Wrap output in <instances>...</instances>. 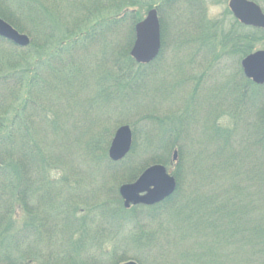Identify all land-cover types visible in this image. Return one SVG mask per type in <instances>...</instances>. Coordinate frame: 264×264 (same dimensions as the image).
I'll return each mask as SVG.
<instances>
[{
	"label": "trees",
	"instance_id": "16d2710c",
	"mask_svg": "<svg viewBox=\"0 0 264 264\" xmlns=\"http://www.w3.org/2000/svg\"><path fill=\"white\" fill-rule=\"evenodd\" d=\"M8 1L0 0V16L20 32L28 34L31 38V45L25 47L27 51L30 50L29 52L18 54L17 57L7 55L5 63L0 61V264H31L37 260H41L42 264H89L82 254L86 239L90 238L95 241L99 239L101 242V237L103 240L110 238L113 242L111 250H108L105 257L107 261L105 264H121L131 259L139 264H146L153 256L151 248L145 244L150 245L148 239L151 237V241H155L158 236L145 237L146 234L141 233L137 228L138 220L135 217L141 211L150 218L155 217L151 213L158 212L162 206H168L176 195L180 196L182 193L180 190L182 172L180 171L184 156L182 146H177V140L181 138L178 128L182 121L169 125L170 129L175 132L174 135L172 134L174 142H171V137L170 142L165 141L164 138H156L161 145L153 147L151 136L148 133L146 135L148 137H145L143 141L146 147L144 149L149 154L152 152L149 148L158 152V148L161 147L162 151H165L162 156L159 154L149 156L146 163L163 162L169 165L171 164L170 151L174 148L178 151L176 159L178 164L173 171L178 183L177 188L171 196L157 205H135L128 209L125 208L119 194V186L125 183L124 178H119L114 187L106 188L108 193L103 200L99 199L98 203L94 201L91 203V200L78 196L80 193L74 189V184L77 182H71L69 172L66 171L56 178L51 175V172L61 167L65 171L67 161L64 153L71 147H73L72 151L76 152L77 149L74 148L82 143L85 144L86 153L89 155L99 153L100 160L104 158L108 167L111 164L113 168H122L123 174L120 176L125 177L129 172H133L134 165L131 166V161L135 164L136 144H138L135 130L130 153L121 161L114 162L108 159L105 146L100 144L102 134L97 133L91 139H84L76 131L72 133L67 116L72 111L73 101L80 102L82 100L80 95L89 86L98 91L92 95V89L91 95L87 93L85 98V101L89 100L88 103L92 108L95 104L106 102V94L117 95L123 103L132 101L144 91L148 83L150 64L153 63L138 64L129 54L130 46L134 41L135 24L142 19V15L134 10H128V6L139 2L149 3V1L113 0L114 3H112L108 0H88L90 6L98 2L103 10L106 9L107 4V7L114 8L117 14L114 22L110 18L101 17L98 21L88 23L83 28L79 27L81 24L74 23L72 29L69 28V32L65 33L69 35V39H73V44H65L68 38L63 39L53 51L49 50L50 52L47 51L50 46L48 36L43 44H40L36 38L38 28L43 26L47 20L43 18L37 24L29 20L21 24L15 17L16 14H25L23 11L26 10L32 13L37 10L36 8L42 9L43 12L45 8H43L42 0H18L19 4H16L15 8L13 4L9 8ZM3 3L5 5H2ZM202 5L200 0H161L158 12L161 23L162 53L167 40L165 24L167 11H172L173 16H175L174 12L177 14V22L173 20L177 24L176 33L179 34L177 47L185 43L189 45L196 43L201 49H210L209 51L212 52L214 48L212 45L219 46L225 51L229 47L235 48L239 43V48L235 49L251 52L256 44L264 39V32L248 28L246 37L248 43L245 49L242 44V32L234 35L228 31L221 37H217V32L213 34L212 31L216 23L206 19L205 7ZM180 6H183V9ZM51 16L54 17L53 13L50 14ZM107 35H113L116 38L109 39ZM119 36L124 42L120 41ZM97 39L104 41L106 47H111L115 70H106V74H102L93 85H90L91 78H94L91 74L84 73L82 77H78L80 70L77 69L80 63L77 64V57L79 53L82 55L88 53ZM212 40L216 43H210ZM1 45L2 50L5 48L9 51L12 48L18 52L22 51V47L2 37H0ZM0 53L6 54L1 50ZM34 56L37 58L36 61L31 60ZM233 80L231 102L227 106L232 110V115L244 122L241 128L246 136L245 139L241 138V142H248L244 150L245 155L250 157L249 164H245L247 166L245 175L247 176L244 178V184L237 179L238 169L231 164L233 161H226L224 151L218 150L220 147L213 152L214 155L211 154L212 161L209 160L213 166L216 165L215 168L225 170L229 174L230 170L231 173L235 172V182L227 188L224 195L228 192L234 193L227 197L231 200L229 204H221L223 199L216 202L214 196L215 204L212 201V206L203 207L208 211L206 217L208 221L204 219V224L212 228L208 233L209 238L205 239L210 240V246L213 242L218 246L217 256L213 254L210 257L209 252L208 258H204L200 254L197 262L191 260L186 264H218L221 252V257L240 259L243 264H264V219L261 222L255 219V214L264 213V99L261 100L258 97L264 92V87H251L249 101L246 102L242 98V83L237 79ZM247 106L250 112H253V108L256 109L260 116L252 119L253 121L250 120L249 123L246 119L242 121V115ZM158 120L161 126L171 121L169 116ZM238 123L237 126H239ZM215 124L219 132L220 126L214 123V127ZM234 135L228 132V136L220 135V137L230 141ZM217 138L216 136V141ZM106 144L109 145V140ZM233 155L232 160H234ZM181 162L182 166L179 167ZM184 166L187 167L186 164ZM209 168L212 167L209 166ZM219 175L220 173H217V176ZM250 186L255 193L249 192ZM199 197L195 195L188 199L190 209L205 202L206 198L202 200V197ZM191 204L195 205L191 206ZM81 210L88 211L85 212L84 218L77 216ZM135 210L138 211L135 212ZM95 212L99 215L98 221L105 226L102 231L92 230L94 229L92 225L95 221ZM126 222H132L134 226L136 224L132 235L137 236L136 238L130 236V240L134 248L139 251V257H129L127 255L129 249L120 248L115 243L118 238L116 234L122 232ZM190 224L188 227L192 231V241L198 243L199 249H203L199 243L202 240L199 237L202 233L200 232L202 225L193 221ZM117 227L121 230L118 231ZM176 231L173 237H176L177 241L185 243L189 240L184 228L183 231L179 229ZM165 253L167 252L162 247L161 256L165 255L168 258ZM95 262L100 264L96 258Z\"/></svg>",
	"mask_w": 264,
	"mask_h": 264
},
{
	"label": "rangeland",
	"instance_id": "374dc122",
	"mask_svg": "<svg viewBox=\"0 0 264 264\" xmlns=\"http://www.w3.org/2000/svg\"><path fill=\"white\" fill-rule=\"evenodd\" d=\"M108 1L114 3L113 0ZM145 1H149V3L139 2L129 4L128 10H134L137 14H141L143 19L150 9L158 7L161 3V0ZM228 1L229 0H202L205 7L206 19L212 22L217 21L212 29L213 34L217 32V37H221V35H224L229 29L234 35L242 31L241 27L233 24V17L226 11V9H228ZM257 1H259L264 8V0ZM17 2L18 0H9V8L11 4H13V8H15L16 4H19V2ZM42 2L44 5L43 8H45L43 10L44 13L42 9L36 8L37 10L33 11V14L26 10L23 11L25 14L22 15L15 13V17L21 24L29 22V20L34 21L36 24L42 21L43 18L47 20L43 26L38 28L36 38L40 44H43V41H45L48 36V44H50V46H48V52H50L49 50L53 51L61 40L68 38L69 35H65V33L69 32V28L70 30L72 29L74 23L81 24L79 27L83 28L88 23L92 24L98 21L101 17L110 18L112 22H114V18L117 17L115 9L107 7L108 4L106 5V9L103 10L98 2L90 6L88 0H42ZM5 3L7 2L5 1ZM5 3L2 5H5ZM180 8L183 9V6H180ZM170 12L167 11V14H165L167 40L163 47V53L161 52V45L160 53L152 61L153 64H150V74L148 75V83L144 91L137 95L132 101L123 103L117 98V95L106 94L107 101L100 102L98 105L95 104V102L92 108L90 103H88L89 100L85 101V98L87 97V93H89V96L91 95L90 91H92V89V95L98 91L92 88V86H89L80 95L82 97L80 102L73 101L72 111H70L67 116L69 129L72 133L76 131V133H79L78 135H81L84 139H91L97 133L102 134V141L100 144L103 147L105 146L104 148L106 149L107 156L111 141L118 127L130 125L132 131L134 132L135 130L136 132L138 142V144H136L137 153L134 160L135 164L131 161V166L134 165L132 167L134 169L133 172H129L125 177L120 176L123 174V172H121L122 168H113L111 164L108 167L104 158L102 161L100 160L99 153L95 152V155L93 153L89 155L86 153L85 144L83 143L74 148L77 149L76 152L74 150L72 151L73 147L69 148L65 153L63 150L67 161L65 171L61 169V167L51 172V175L55 178L66 171L69 172L71 182H77L74 184V189L80 193L77 195L91 200V203H93V201L98 203L99 199L103 200V198L107 196L108 192L106 188L114 187L119 178H124L125 183H132L147 167L153 165L152 162L146 163V161H148L147 159L150 158L149 156H154V154H159V156L164 155L163 153L165 151H162L161 147L158 148V152H154L153 148H149L152 152L150 154L147 153L143 142L145 141V137H148L146 136L147 133L151 136L153 147H157L158 144L159 146L161 145L156 138H164L165 141L169 140L168 142H170L171 139V142H174L172 134L174 135L175 132L170 129L169 125L182 121L180 123L181 126L178 128L181 138L177 140V146H182L184 156L182 160L183 166L182 162L181 165H179V167L182 166V170L180 171L182 172V187L180 189L182 193L180 196L176 195L168 206H162L158 209V212L154 214L151 213L155 217L150 218V216H147L143 211L139 212L135 217L138 220L137 228L141 233L146 234L144 235L145 237H149V235L154 237L155 235L158 236L155 241H151V237L148 239L150 245L145 244L148 248H151L150 250L153 256L152 259H148L146 264H186L190 263L191 260L197 262L200 254H202L204 258H208L207 255L209 252L210 257H212L213 254L216 257L218 246L216 244L214 245V242L213 245L210 246V240L205 239L209 238L208 233H210L212 228L204 224V219L206 222L208 221V219H206L208 211L203 207L212 206L213 203L215 204L214 196L216 197V202H220L223 199V203L221 204H229L231 202L227 197L232 196L234 192H228L226 195H224V193H226L227 188L231 187L235 182V172L231 173L232 171L230 170L229 174L225 170L215 168L216 165L213 166L211 163V154L214 155L213 152L217 150V147H220L218 150L224 151L226 154V161H233L231 164L238 169L239 176L237 179L241 180L243 184L245 183L244 178L247 176L245 175L247 172V166L245 164H249L250 162V157L246 156V153H244L245 146L248 142H241V138L245 139L246 136L241 128L244 122L239 121L232 115V110L227 106L229 105L228 103L231 102V90L234 86L233 79H237L238 82L242 81L237 70L238 66H240V61L237 63V59L239 60L238 56H232L230 58L226 56L220 57L218 63L217 59L214 60L211 57L213 53L209 51L210 49H201L196 43L191 45L185 43L183 46L177 47L179 45V34L176 33L177 24L173 22V20L176 21L177 14L174 12L175 16H173V12ZM51 13H53L54 17H50ZM107 36L109 39L116 38L113 35ZM119 38L121 41V36H119ZM181 38L182 36L180 39ZM121 42H124V40ZM69 43L73 44L72 38H68L65 41V44ZM104 43V41H99L97 39L88 50V53L84 55H82V53L78 54L77 64L80 63L77 69L80 70L78 77H82L84 73L91 74L94 78H91L90 85H93L102 74H106V70H115L111 47H106ZM113 43L114 42H112V44ZM210 43L213 44L216 42L212 40ZM133 44L134 41L130 46L129 54ZM30 45L31 43L28 47ZM212 46L216 54L221 53V47ZM0 47L3 46L1 45ZM257 48H259V46ZM0 50L6 53H0V61H3L2 63H5V56L7 57V55L9 57L12 55L17 57L18 54H24V52L27 53L30 51H27L25 48H22V51L19 50V52L12 48L9 51L5 50V48L4 50L0 48ZM226 50H228V48ZM207 52L209 53L206 54ZM36 59L35 56L31 58L32 61H36ZM66 94H68L67 90ZM55 102H58V100H55ZM257 113L259 114L254 108L253 112H250L247 106L242 115V121L246 119V122L249 123L250 120H254L255 117L259 116ZM168 116L171 121L165 124V126L159 125L160 121L158 119ZM238 121L240 123H238ZM214 123L220 126L219 132L216 128V124L214 127ZM237 123L239 126H237ZM227 131L232 135L235 134L230 141L223 140V138L220 137V135L228 136ZM158 134L162 137L157 136ZM164 134L165 136H163ZM216 136L218 137L217 141ZM107 140H109L108 146L106 144ZM175 149L176 148L170 151L171 164L165 165L163 162L161 163L166 166L171 174H173L178 164V162H176L178 151ZM175 153H177V155ZM232 155L234 160L231 159ZM184 164H186V168ZM209 166L212 168H209ZM217 173H220V175L217 176ZM92 192H94V194ZM249 192L255 193L252 186L249 187ZM195 195L202 197V200L206 198L204 200L205 202L199 205L197 204L194 209H190V207H188L190 203L188 199L190 197L193 198ZM260 198H262V196H260ZM194 205L195 204H191V206ZM136 211L138 210H135V212ZM85 212L88 211L81 210L77 213V216L79 218H84L86 215ZM95 214L96 216L93 214L95 221L92 225V228H94L92 230L102 231L105 226L98 221V213L95 212ZM255 219L259 222L263 221L264 213L260 212L255 214ZM191 221L202 225L200 231L202 233L201 236H199L202 240H200L199 243L203 249H199L198 243L192 241V231L188 227L191 225ZM124 226L125 228L122 229V232L116 234L118 238L115 240V243H117L120 248H128L127 255L129 257H139V251L134 248L130 240V236L132 238H136L137 236L132 235L136 224L134 226L132 222H126ZM183 228L189 239L185 243L179 240L177 241L176 237H173V235L177 233V229L183 231ZM117 229L118 231L121 230V228L119 229L118 227ZM154 237H152V240H154ZM99 241V239L98 241L91 240L90 238L86 239V245L84 246L82 254L89 264H97L95 258L97 262L100 261V264H105L107 262L105 257L108 250H111L113 242L110 238L103 240L102 237L101 242ZM142 244L144 243L142 242ZM162 247L166 250L167 253L165 254L168 258H166L165 255L161 256ZM221 254L222 252L220 255ZM220 255L217 262L218 264H220V262H223V264L242 263L240 259H228ZM31 264H42V261L37 260Z\"/></svg>",
	"mask_w": 264,
	"mask_h": 264
},
{
	"label": "water",
	"instance_id": "95a60500",
	"mask_svg": "<svg viewBox=\"0 0 264 264\" xmlns=\"http://www.w3.org/2000/svg\"><path fill=\"white\" fill-rule=\"evenodd\" d=\"M233 15L245 25L264 29V13L252 0H229ZM135 40L131 48V57L140 64L151 63L161 50V24L157 7L150 9L146 16L135 24ZM0 37L25 48L30 42L29 35L20 32L0 17ZM244 74L257 84L264 83V51H256L242 60ZM133 132L129 125L116 130L111 141L108 156L114 162L121 161L131 151ZM177 155V153H175ZM175 155V157H176ZM177 188L175 176L161 163L147 167L132 183L119 187V194L125 208L134 205H154L171 196ZM121 264H138L129 260Z\"/></svg>",
	"mask_w": 264,
	"mask_h": 264
},
{
	"label": "flooded vegetation",
	"instance_id": "af4514ba",
	"mask_svg": "<svg viewBox=\"0 0 264 264\" xmlns=\"http://www.w3.org/2000/svg\"><path fill=\"white\" fill-rule=\"evenodd\" d=\"M202 2V0H200ZM254 1L255 3H257L262 12L264 13V8L263 6H261V4L259 3V1L257 0H252ZM203 3V2H202ZM226 11L231 15V17H233V21H234V25L235 26H238V27H241L242 28V33H243V40H242V44H243V47L246 49L247 48V43H248V40L246 39L247 37V32L249 31L248 28H254V29H258L262 32H264V29L263 28H259V27H255V26H250V25H245L243 24L241 21H239L232 13V11L230 10L229 8V1H228V9H226ZM214 22H217V21H214ZM229 31H231L229 29ZM240 34V32H239ZM239 46V43L237 44L236 47ZM259 46V48H257ZM235 47V48H236ZM235 48H231L229 47L228 50H225L222 49L221 53H217L215 51H212L213 55L211 56L214 60L217 59V62L219 63L220 61V57H223V56H226L227 58H230L232 56H238L239 60L237 59V63L240 61V66H238L237 70H238V74H240L241 78H242V81L240 83H242V98L244 101L248 102L249 101V97H250V90H251V87H255V86H258V87H261L263 88L264 87V83L262 84H257L255 83L253 80H251L250 78H248L245 74H244V70H243V67H242V60L247 57L248 55L256 52V51H261L263 50L264 51V39L260 40L255 48L251 51V52H246V50H243L241 51L240 49H235ZM239 48V47H238ZM208 54V52L206 53ZM211 62V61H210ZM261 100L264 99V92L261 94H259L258 96ZM259 99V101H260Z\"/></svg>",
	"mask_w": 264,
	"mask_h": 264
}]
</instances>
